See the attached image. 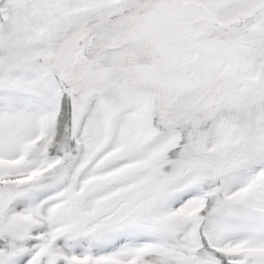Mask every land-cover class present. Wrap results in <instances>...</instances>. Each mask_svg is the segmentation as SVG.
<instances>
[{
	"label": "snow or ice",
	"instance_id": "snow-or-ice-1",
	"mask_svg": "<svg viewBox=\"0 0 264 264\" xmlns=\"http://www.w3.org/2000/svg\"><path fill=\"white\" fill-rule=\"evenodd\" d=\"M0 264H264V0H0Z\"/></svg>",
	"mask_w": 264,
	"mask_h": 264
}]
</instances>
